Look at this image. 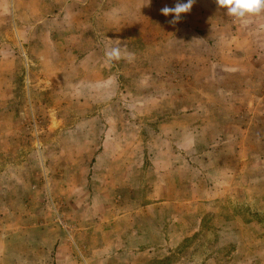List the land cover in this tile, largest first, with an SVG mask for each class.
Instances as JSON below:
<instances>
[{"label": "rangeland", "instance_id": "rangeland-1", "mask_svg": "<svg viewBox=\"0 0 264 264\" xmlns=\"http://www.w3.org/2000/svg\"><path fill=\"white\" fill-rule=\"evenodd\" d=\"M177 2L0 0V264H264V13Z\"/></svg>", "mask_w": 264, "mask_h": 264}, {"label": "clouds", "instance_id": "clouds-1", "mask_svg": "<svg viewBox=\"0 0 264 264\" xmlns=\"http://www.w3.org/2000/svg\"><path fill=\"white\" fill-rule=\"evenodd\" d=\"M196 0H186V2H178L174 7H168L165 5L160 9V12L169 16L172 15L170 24H176L181 20L182 13H188ZM151 0H147L146 4H150ZM215 3L219 8L226 9V13L230 17L243 20L248 16H256L264 13V0H215ZM106 57L109 60L121 59L120 46H114L110 50H106Z\"/></svg>", "mask_w": 264, "mask_h": 264}]
</instances>
